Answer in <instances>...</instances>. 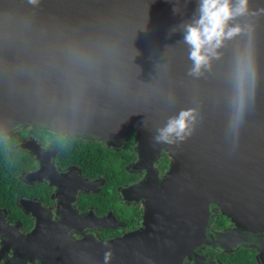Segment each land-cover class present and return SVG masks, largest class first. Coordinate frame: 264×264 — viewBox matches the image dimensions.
I'll use <instances>...</instances> for the list:
<instances>
[{
    "label": "water",
    "instance_id": "1",
    "mask_svg": "<svg viewBox=\"0 0 264 264\" xmlns=\"http://www.w3.org/2000/svg\"><path fill=\"white\" fill-rule=\"evenodd\" d=\"M197 4L0 0V136L32 123L100 139L134 128L140 157L161 149L169 157L163 178H149V193L142 192L143 229L74 242L64 229L58 240H42L44 257L61 264H183L186 254L213 242L206 232L214 211L240 232L264 235V0H249V13L231 21L242 32L199 76L191 74L183 41ZM241 89L237 130L232 118ZM189 110L197 116L191 136L155 143L159 129ZM45 223L39 216L31 233L37 244L54 231L55 223L44 230ZM0 231L8 233L6 226ZM194 260L202 264L196 254Z\"/></svg>",
    "mask_w": 264,
    "mask_h": 264
},
{
    "label": "flooded vegetation",
    "instance_id": "2",
    "mask_svg": "<svg viewBox=\"0 0 264 264\" xmlns=\"http://www.w3.org/2000/svg\"><path fill=\"white\" fill-rule=\"evenodd\" d=\"M0 139L25 154L17 176L21 191L0 206V227L8 229L0 231V264H61L43 256L42 244L50 237L58 240L64 229L73 242L108 241L143 229L142 192L149 191V178L161 180L169 166L165 149L140 157L134 128L118 139H100L32 123L16 126ZM212 214L206 239L213 242L194 249L202 264H264V235L240 232L220 211ZM39 216L46 222L44 230L50 222L55 227L37 244L31 233ZM195 254H186L183 264H195Z\"/></svg>",
    "mask_w": 264,
    "mask_h": 264
},
{
    "label": "clouds",
    "instance_id": "3",
    "mask_svg": "<svg viewBox=\"0 0 264 264\" xmlns=\"http://www.w3.org/2000/svg\"><path fill=\"white\" fill-rule=\"evenodd\" d=\"M37 4L38 0H29ZM249 0H198L196 12L191 22L183 25V41L190 48L189 58L193 61L191 74L201 75L202 69L211 68L213 58H219V49L227 40L233 39L242 32L239 25L231 21L249 13ZM245 101L241 89L232 118L238 130L244 113ZM197 116L195 110L182 111L178 117L171 118L168 124L158 130L154 137L157 144L174 145L183 142L194 131ZM110 253L106 259L110 257Z\"/></svg>",
    "mask_w": 264,
    "mask_h": 264
},
{
    "label": "trees",
    "instance_id": "4",
    "mask_svg": "<svg viewBox=\"0 0 264 264\" xmlns=\"http://www.w3.org/2000/svg\"><path fill=\"white\" fill-rule=\"evenodd\" d=\"M24 165V152L0 139V206L12 202L15 194L21 191V182L17 176Z\"/></svg>",
    "mask_w": 264,
    "mask_h": 264
},
{
    "label": "rangeland",
    "instance_id": "5",
    "mask_svg": "<svg viewBox=\"0 0 264 264\" xmlns=\"http://www.w3.org/2000/svg\"><path fill=\"white\" fill-rule=\"evenodd\" d=\"M118 159H119V158H117V159H116V161H118ZM125 210H126V212L129 214V213H130V211H131V208H130V207H128V208H126Z\"/></svg>",
    "mask_w": 264,
    "mask_h": 264
}]
</instances>
